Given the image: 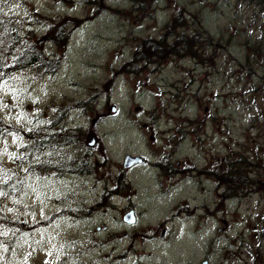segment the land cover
I'll list each match as a JSON object with an SVG mask.
<instances>
[{
  "label": "rangeland",
  "instance_id": "rangeland-1",
  "mask_svg": "<svg viewBox=\"0 0 264 264\" xmlns=\"http://www.w3.org/2000/svg\"><path fill=\"white\" fill-rule=\"evenodd\" d=\"M138 1L12 7L38 23L35 38L48 33L45 52L60 67L31 66L0 82V117L17 128L0 141V158L24 173L44 156L60 165L88 153L94 172L26 173L4 202L9 216L33 225L8 264H264V0ZM74 20L59 41L56 24ZM205 28L195 53L131 64L142 37ZM40 127L83 134L19 162L23 130ZM128 154L145 162L127 167ZM228 169L253 178H235L249 195L229 197L218 176ZM105 187L121 191L112 205ZM98 200L106 205L91 209ZM7 250L0 243V256Z\"/></svg>",
  "mask_w": 264,
  "mask_h": 264
},
{
  "label": "trees",
  "instance_id": "trees-1",
  "mask_svg": "<svg viewBox=\"0 0 264 264\" xmlns=\"http://www.w3.org/2000/svg\"><path fill=\"white\" fill-rule=\"evenodd\" d=\"M139 1L133 3L137 5ZM179 15L175 14L172 17L170 25L167 28L172 30L173 27L178 26ZM177 25V26H176ZM21 26L14 23V19L10 21L6 16L0 14V82L12 76L17 71H22L28 67H37L40 71L51 72L58 71L59 64L55 59H49L44 50L46 44V37L39 36L35 38L36 33L32 30H27L23 34L19 29ZM54 27V26H52ZM177 29V28H176ZM59 41L65 42L67 34L61 38V32L54 30ZM175 32V31H173ZM207 31L197 29L192 35H188L185 32L171 33L165 35L164 33L160 37L147 36L142 37L140 43L133 51V59L131 60L132 65L139 64L136 61L141 56V62L146 59L148 62H153L152 55H183L191 54L196 51V43L203 36H208ZM81 104L92 105L91 102H81ZM17 130L12 124L7 123L2 117H0V141L6 138L10 131ZM82 129L80 128H68V129H55V130H44V128H34L30 130H23L27 134L29 140L22 146L24 151L23 156H20L18 161L22 162L23 157L32 153H41L48 147H55L56 145L70 144L76 140L78 135H82ZM89 155H84L83 159H78L70 163L66 162L63 164L50 163L47 159H44L42 163L36 165H30L29 170H37L40 172L50 171L54 173H62L65 170L73 169L79 171L81 174L93 173L94 163L88 161ZM47 160V161H46ZM63 165V166H62ZM61 166V167H60ZM66 166V167H65ZM236 170V169H235ZM235 170H225L223 173L226 174L227 178L234 177L239 181L249 183L253 178L249 177L246 173L238 174ZM219 176V175H218ZM219 180L222 178L219 176ZM231 180V179H230ZM25 184V174L19 173L15 168L5 164L0 158V230H10L12 235H0V243L8 244V250L0 256V264H8V259L11 255L10 247L14 245V242L20 237V235L26 230L27 226L33 225L31 222H27L25 219L12 217L7 214L5 208L6 199L14 194H19ZM121 191H115V188L105 187L102 193V197L107 201V205L111 204V197L120 193ZM229 197L236 196L238 194H245V192H233L228 191ZM110 202V203H109ZM104 202L97 201L95 205H92L91 209H97L102 207ZM32 228V227H31Z\"/></svg>",
  "mask_w": 264,
  "mask_h": 264
},
{
  "label": "bare ground",
  "instance_id": "bare-ground-1",
  "mask_svg": "<svg viewBox=\"0 0 264 264\" xmlns=\"http://www.w3.org/2000/svg\"><path fill=\"white\" fill-rule=\"evenodd\" d=\"M21 0H3V1H1L0 2V11H2V12H4L5 14H6V17H7V19H9L10 21H12L13 19H14V23H16L17 25H19V26H21L20 27V31L21 32H26L27 30H32V31H35V30H37V28H36V26L38 25V23H36V22H34V21H32V20H30L29 18H23V19H20V16H19V12H17V10L15 9V8H12L13 7V5L16 3V2H20ZM35 14V13H34ZM23 20H25V21H23ZM81 23H82V21H81ZM80 24V22L78 21V20H74V21H71V22H69V23H65V24H63V23H60V25L59 26H57V24H56V30L57 31H59V32H61L62 34H61V38L64 36V35H66L67 34V37H66V42L69 40V37L71 36V32H72V30L75 28V27H77L78 25ZM63 30H64V32H63ZM197 30V29H196ZM203 31H207V33H209V31L205 28V29H202ZM195 31V30H194ZM163 34V33H162ZM161 34V35H162ZM210 34V33H209ZM207 46H209V45H207ZM183 55H185V54H183ZM183 55H178L179 57H182ZM201 55H205V54H203V53H201ZM177 56V55H176ZM152 57H153V59H154V61H158L159 63H163V62H165V60L168 58V57H170V55L169 54H165L164 53V55H152ZM149 63L150 62H148L146 59H144L143 60V62L141 63L142 64V66L144 65V66H148L149 65ZM125 66L127 67L128 66V64H125ZM122 73H124V71H122ZM69 127H65V129H68ZM51 130H55V128L53 127V128H51ZM28 142V141H27ZM26 142V143H27ZM25 143V144H26ZM24 144V145H25ZM23 146V145H22ZM22 146H21V148H22ZM21 148H19L20 150V152H21V155L20 156H23V150L21 149ZM50 149V147H48V148H46L43 152H41V154L40 155H46V153H47V151ZM24 151H26V150H24ZM86 155H88V153H86ZM19 156V157H20ZM44 159H46L45 158V156H44ZM48 160V159H47ZM46 160V161H47ZM48 161H50V163H55V162H53V161H51V160H48ZM20 162V161H19ZM43 162V160H41V158H39V163H42ZM196 168V167H195ZM70 170V169H69ZM195 169H193V171H194ZM33 172V171H36V172H40V171H37V170H29V167H28V171H26V172H22L23 174H25L26 175V173H28V172ZM235 172H238L237 170H235ZM41 173V172H40ZM244 174V173H246L247 174V172H243L242 170L241 171H239L238 172V174ZM248 175V174H247ZM219 176L222 178V180L220 181V182H223V185L225 186V188L228 190V191H231V190H233V192H238V193H240V192H245V194H243V195H249L252 191L251 190H247L245 187H243V186H245V183L244 184H239V182L234 178V177H231V178H227V176H226V174H224V173H219ZM249 176V175H248ZM231 179V180H230ZM252 181H254V180H252ZM251 181V182H252ZM220 189V188H219ZM196 209V208H195ZM187 215H189V214H187ZM215 243H216V240H214V241H211L210 243H209V245L211 246V248L213 247L214 248V245H215ZM210 248V249H211ZM72 252V251H71ZM72 254V253H71ZM72 258V257H71Z\"/></svg>",
  "mask_w": 264,
  "mask_h": 264
},
{
  "label": "water",
  "instance_id": "water-1",
  "mask_svg": "<svg viewBox=\"0 0 264 264\" xmlns=\"http://www.w3.org/2000/svg\"><path fill=\"white\" fill-rule=\"evenodd\" d=\"M96 143V137H93L92 140L89 142V144L91 146H94V144ZM145 161V158L141 155H133V154H128L126 156V162H125V165L128 167L130 165H133L135 163H141V162H144ZM133 213L134 211H130V213L128 215L125 216V220L128 221V222H133L134 219H133Z\"/></svg>",
  "mask_w": 264,
  "mask_h": 264
}]
</instances>
